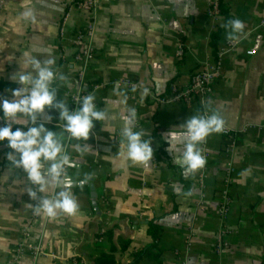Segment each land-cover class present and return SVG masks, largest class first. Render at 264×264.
I'll list each match as a JSON object with an SVG mask.
<instances>
[{
    "label": "crops",
    "instance_id": "crops-1",
    "mask_svg": "<svg viewBox=\"0 0 264 264\" xmlns=\"http://www.w3.org/2000/svg\"><path fill=\"white\" fill-rule=\"evenodd\" d=\"M210 1L100 0L95 58L82 89L95 97L106 119L94 122L88 141L72 138L66 153L79 210L72 216L31 217L39 203L27 194L33 186L7 159V142L0 143V264H95L102 254H111L113 264H131L153 244L150 223L162 230L160 264H264V0H226L228 21L220 13L208 15ZM71 3L0 0V99H12V90L20 87L14 75L31 72L33 60H53L52 87L70 109L78 83L69 41L91 18L70 9ZM29 10L34 20L26 21L22 13ZM232 19L244 23L234 43L226 27ZM219 32L220 74L205 108L153 104L150 95L165 97L171 85L183 89L193 73L216 64L210 42ZM116 83H133L136 89L128 92ZM203 112L219 115L231 135L213 133L198 144L206 164L186 173L173 160L182 155L184 140L172 141L171 153L168 134L179 137L186 121ZM126 119L151 140L149 164L128 159L122 136ZM37 124L62 136L63 143L64 121L54 109ZM31 126L27 116L16 117L14 130ZM59 190L49 186L43 195L52 198ZM24 244L40 246L42 254L27 249L18 254Z\"/></svg>",
    "mask_w": 264,
    "mask_h": 264
},
{
    "label": "clouds",
    "instance_id": "clouds-1",
    "mask_svg": "<svg viewBox=\"0 0 264 264\" xmlns=\"http://www.w3.org/2000/svg\"><path fill=\"white\" fill-rule=\"evenodd\" d=\"M22 16L26 21L34 20L30 10L22 13ZM226 27L229 29L227 38L234 43L237 34L242 32L244 23L239 19H232ZM31 64V72H18L14 75L18 76L20 87L12 90V99H0V114L3 117L0 143L7 142L10 149L7 159L26 173L33 186L27 189V194L32 200L39 201L33 206L34 213L49 218H55L60 214L72 216L79 210L77 200L70 190L72 179L66 172L68 167H72V161L65 153L63 137L47 129L44 124L38 125L37 121L47 109H54L59 114V120L64 121V132L73 139L88 141L95 126L94 122L105 120L106 113L97 108L95 97L91 94L80 98L79 108L70 111L68 105L57 98V90L52 87L57 79V73L53 68L54 61L42 63L33 60ZM59 79L64 77L60 76ZM13 81L16 83V80ZM18 115L27 116L33 126L26 130L22 127L14 130ZM47 121L51 122V117ZM223 127V119L214 112L210 115L192 116L184 124L183 134L179 137L172 132L168 134V151L173 153L175 150L172 141L183 139L182 155L179 159L174 157L173 160L181 165L186 173H195L206 164L197 145L209 135L221 133ZM133 128V121L126 119L122 136L126 141L127 157L133 163L149 164L153 159L151 140L143 139L142 133L134 131ZM85 183L86 180H81L80 186L83 187ZM49 186L60 190L52 198H45L43 194Z\"/></svg>",
    "mask_w": 264,
    "mask_h": 264
},
{
    "label": "built area",
    "instance_id": "built-area-1",
    "mask_svg": "<svg viewBox=\"0 0 264 264\" xmlns=\"http://www.w3.org/2000/svg\"><path fill=\"white\" fill-rule=\"evenodd\" d=\"M100 0H72L70 5V9L74 8L76 10L84 11L90 14L91 18L84 25V27L80 30H77L74 33V37L70 39L69 44L73 49L72 63L75 66V75L78 83V89L75 93L71 94L69 97L70 111L75 108H79L80 106V98L85 96L86 94L83 92V86L86 82V76L88 67L91 62L95 58V51L93 49V38L95 32V16L97 12V8L99 7ZM219 0H211L209 2L208 7V15L216 16L219 13L218 9ZM68 11V8H67ZM66 11V13H67ZM64 14V18L62 19V27L60 31V37H63V25L67 21L69 15L66 16ZM261 25H264V21H262ZM222 51L218 53V59L221 56ZM218 59L216 64L205 65L204 68L200 71L193 73L189 78L188 85L179 89L174 85H171L170 92L165 97H156L150 95V101L153 104L165 105L172 103H181L185 106H190L198 103V105L202 108H205L207 97L212 93V87L219 77V66ZM117 87H126L128 92L134 91L136 86L133 83L124 84V83H116ZM203 115H206V112H203ZM0 126H3V119L0 115ZM222 135L229 137L230 130L226 127H223ZM72 138L64 132V140L63 146L65 153H67V149L69 147V143ZM36 214L32 211L31 217H35ZM30 230V225L27 224L25 227V231L23 232L25 237H28V232ZM23 249H27L30 251L33 256H40L42 254V249L40 246L24 244V246H20L17 250L18 254L22 253ZM19 257V255H18ZM75 264V263H73Z\"/></svg>",
    "mask_w": 264,
    "mask_h": 264
},
{
    "label": "trees",
    "instance_id": "trees-1",
    "mask_svg": "<svg viewBox=\"0 0 264 264\" xmlns=\"http://www.w3.org/2000/svg\"><path fill=\"white\" fill-rule=\"evenodd\" d=\"M226 0H219L218 9L219 13L223 15L226 20H229L228 10L226 6ZM220 37V32L211 37V48L213 54L215 55V60L218 59V41ZM162 230L158 225L150 223L148 225L147 234L151 237L153 244L146 249H143L139 253L133 256V261L131 264H139L141 260H146L150 264H160V248H159V238L161 237ZM126 244H122L121 249H125ZM111 252H114V248L111 247ZM114 259L111 254H102L98 259H96L95 264H113Z\"/></svg>",
    "mask_w": 264,
    "mask_h": 264
},
{
    "label": "water",
    "instance_id": "water-1",
    "mask_svg": "<svg viewBox=\"0 0 264 264\" xmlns=\"http://www.w3.org/2000/svg\"><path fill=\"white\" fill-rule=\"evenodd\" d=\"M89 182H91V180L89 181ZM86 184V183H85ZM89 188H90V191H91V197L92 198H96V195H95V193H94V188H93V186L92 185H89ZM94 206H95V204H93Z\"/></svg>",
    "mask_w": 264,
    "mask_h": 264
}]
</instances>
